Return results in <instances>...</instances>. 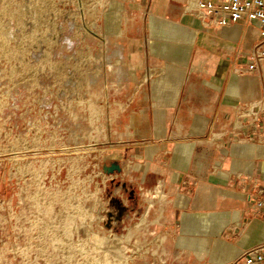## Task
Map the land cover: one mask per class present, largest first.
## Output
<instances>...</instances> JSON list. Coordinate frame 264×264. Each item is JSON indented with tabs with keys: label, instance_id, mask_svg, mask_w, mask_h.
Here are the masks:
<instances>
[{
	"label": "rangeland",
	"instance_id": "rangeland-1",
	"mask_svg": "<svg viewBox=\"0 0 264 264\" xmlns=\"http://www.w3.org/2000/svg\"><path fill=\"white\" fill-rule=\"evenodd\" d=\"M103 5L0 0V264H169L145 214L160 189L120 216L133 89Z\"/></svg>",
	"mask_w": 264,
	"mask_h": 264
},
{
	"label": "crops",
	"instance_id": "crops-1",
	"mask_svg": "<svg viewBox=\"0 0 264 264\" xmlns=\"http://www.w3.org/2000/svg\"><path fill=\"white\" fill-rule=\"evenodd\" d=\"M190 1L104 0L133 89L112 168L129 193L121 217L138 212L127 211L135 192H163L145 214L167 263L233 264L264 241L253 198L256 184L264 189V61L247 67L261 28L222 25Z\"/></svg>",
	"mask_w": 264,
	"mask_h": 264
},
{
	"label": "built area",
	"instance_id": "built-area-1",
	"mask_svg": "<svg viewBox=\"0 0 264 264\" xmlns=\"http://www.w3.org/2000/svg\"><path fill=\"white\" fill-rule=\"evenodd\" d=\"M187 9H204L206 13L216 15L220 24L236 21H257L260 25L258 40L250 49V70H257L264 61V0H192ZM262 110L259 122L264 126V95L256 102ZM253 198L257 208L264 207V189L261 185L253 188ZM264 260V241L246 248L240 257L233 262L237 264H255Z\"/></svg>",
	"mask_w": 264,
	"mask_h": 264
}]
</instances>
